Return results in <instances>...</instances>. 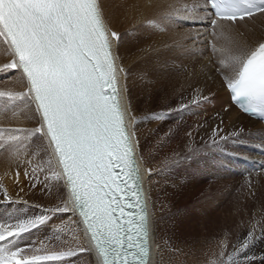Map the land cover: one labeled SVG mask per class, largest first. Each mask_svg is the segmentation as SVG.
<instances>
[{
    "label": "snow or ice",
    "instance_id": "snow-or-ice-1",
    "mask_svg": "<svg viewBox=\"0 0 264 264\" xmlns=\"http://www.w3.org/2000/svg\"><path fill=\"white\" fill-rule=\"evenodd\" d=\"M253 13H218L213 27ZM113 37L118 34L105 24L98 0H0V42L12 57L6 68L26 77V95L40 113L35 131L47 137L59 169L55 178L66 182L72 211L83 220L86 244L80 249L94 248L98 264H145L144 187L133 155L137 142L125 127L124 89L118 83L124 70ZM213 47L221 65L241 61L239 76L228 87L238 96L264 93V44L255 50L238 41ZM56 208L69 210L67 203ZM37 222L0 230V241ZM74 253L29 259L21 250L0 252V264L57 262Z\"/></svg>",
    "mask_w": 264,
    "mask_h": 264
},
{
    "label": "bare ground",
    "instance_id": "bare-ground-1",
    "mask_svg": "<svg viewBox=\"0 0 264 264\" xmlns=\"http://www.w3.org/2000/svg\"><path fill=\"white\" fill-rule=\"evenodd\" d=\"M99 3L105 24L111 31L118 34V39L116 40V37H113V40L116 41L114 51L121 67H123L120 57L122 51L133 50L134 44L136 43L135 46L138 45V40L141 42V46L142 43L145 44V48L147 47L146 44H149L147 37L137 38L136 33L143 30V27L129 33L131 41H127L125 36L123 39L121 38V28L135 27L147 21L154 14L167 15L170 25L178 28L186 24L195 25L197 32L200 33L201 40L211 39L218 50L222 44H230L233 41L247 44L249 50H255L260 44H264V13L237 20L235 23L222 20L217 23L215 28L211 29L212 16L206 0H99ZM210 29L215 33V37L209 35ZM256 35L258 36L253 39ZM143 58L148 63V68L143 72L140 71L139 76L136 78L138 82L136 87L141 88L145 93L142 96L137 94V101H134L133 94L127 87L129 72L125 68H123L124 73L121 74L119 83L120 88L124 89L121 100L126 107L125 121L130 134L137 142L135 145L136 155L140 162L143 187L147 193L145 211L150 234V254L147 264H178L179 261L171 254L170 249L165 253L161 252L153 213V190L155 187L162 190L164 186L160 187L157 184L163 185L165 183L159 177L167 175L172 167L177 166V162L173 164L165 163L160 167L158 163L152 162L150 164V161L144 160L141 155L143 136L146 139L149 138V142L153 143L151 152L153 151V157L155 158L159 155H166V149L164 150L163 146L175 138L174 134L170 137V132L163 137L159 135L164 120L160 113L158 94L163 88H166L164 86L166 78L164 80L162 77V72H165L166 67L163 60L154 63L151 54ZM11 62L10 49L6 44L0 42V92L7 94L0 96V207L3 206V203L14 201L20 204L28 200L44 206L37 205L40 212L37 211V213L40 216L48 217L51 221L53 219V245L58 248L62 247L64 252L76 249V253L62 260L63 264H98V255L94 248L86 246L84 250H81L79 247L86 244L83 233V220L78 212L72 211L73 204L68 198L70 190L66 182L55 178L59 169L55 158L51 156L48 139L42 132L35 131L40 127L37 122L40 113L36 110L35 101L26 95L28 92L26 77H22L18 69L6 68V65ZM228 63L225 64L224 68L222 67L225 74L219 83L205 85L204 82L201 83L200 81V85L206 93L205 96L207 98L211 97L215 101L212 108L220 106V104H217L219 96L216 92L220 89L221 99H223L222 104H226L225 107H227L229 114L223 115L220 113L216 115L214 112L211 117L205 118L199 124V130L195 131L199 138L194 143L212 142L213 145L221 143L225 146L229 143L238 142L242 146L251 148V153L239 154L240 158H243L241 159L243 163L240 164V170L247 172L252 167H264V125L260 121L243 114L232 104L228 84L238 78L241 61H238V66L232 72L228 70L230 68ZM225 79L228 81L225 82ZM21 137L24 138V144L21 145L19 154L12 145L14 139H20ZM4 138L10 139L11 142H8V146L3 140ZM2 145H5L6 148L4 149L6 150L1 151ZM65 203H67L69 210H58L56 208L57 206L65 207ZM10 206H14L13 202L10 203ZM8 207V204L4 206V208ZM4 208H0V211ZM200 220L201 228L198 239L196 238L197 264H235V260L246 255V251L242 254L234 253L235 250H238L239 242L244 239L243 237L237 236L234 241L235 244L232 246L230 244L239 227L238 216L226 214L224 218L222 217V220H219L218 227L213 226V231L210 234L206 233L205 214L202 212L200 213ZM0 225H4L1 215ZM27 234L33 236L31 231ZM219 235L220 239L217 240L216 237ZM11 238L8 237L4 241H9ZM34 238H37L36 235ZM176 238L182 244L185 243L184 239L179 238V236ZM171 247V251L176 248V246ZM227 249L232 251L233 255L226 253ZM200 256L203 259L200 260ZM245 264H264V260L249 258Z\"/></svg>",
    "mask_w": 264,
    "mask_h": 264
},
{
    "label": "rangeland",
    "instance_id": "rangeland-1",
    "mask_svg": "<svg viewBox=\"0 0 264 264\" xmlns=\"http://www.w3.org/2000/svg\"><path fill=\"white\" fill-rule=\"evenodd\" d=\"M139 27L144 29L136 33L137 38L147 37L149 42L146 44L147 47H144V43L141 46L138 40V45L135 46V43L133 50H124L120 54L122 66L129 72L127 87L133 94L134 101H137V94L142 96L145 93L136 87L138 85L136 78L140 71L148 68V63L143 57L151 54L154 63L163 60L166 68L165 72H162V77L164 80L166 78L164 81L166 88L158 94L160 113L164 120L159 135L163 137L168 132L171 133L170 137L175 135L174 139L163 146L166 155H159L156 158L153 157V151L151 152L153 143L143 136L141 155L144 160H149L150 164L158 163L160 167L170 159L178 160L177 166L172 167L167 175L159 177L165 183L157 185L164 186V190H159V187L153 190V213L161 252L165 253L170 249L171 254L179 261L178 264H197L196 238L198 239L201 228L200 213L205 214L207 234L212 233L213 226L218 227L219 220L228 214L239 217V227L230 243L231 246L235 244L237 236L244 238L239 242L238 250L234 249L236 251L234 253L242 254L246 251L243 259L235 260V264H245L249 258L264 260V167H252L247 172L240 170L243 158H240L239 154L252 152L251 148L242 146L241 143L234 142L225 146L221 143L213 145L212 142L194 143L199 138L195 131L199 130L198 126L205 118L211 117L214 112L216 115L229 114L226 104H222L220 89L216 90L219 96L217 104L220 106L212 108L215 101L211 97L204 99L206 93L200 85V81L205 85L219 83L225 74L222 69L225 65L216 60L212 40H201L195 25L186 24L180 26L181 28L170 25L168 16L163 14H154L135 27L121 28V38L125 36L127 41H131L129 33ZM211 29L210 33H213ZM238 61H230L228 70L234 71ZM230 79L232 80L231 77ZM227 81L225 79V82ZM21 138L13 141L12 146L17 153L24 144V138ZM3 140L7 146L11 142L9 138ZM4 148L5 145H2L1 151L6 150ZM12 202L13 207L10 206ZM12 202L3 203L0 207L9 205L0 211L4 223L3 226L0 225L3 227L1 230L20 223L39 222L9 241H0V252L21 250L29 259L32 254L64 252L62 247L53 245V219L51 221L37 213V205L44 206L29 200L20 204ZM30 231L33 233L32 237L27 234ZM35 235L37 238H34ZM177 236L184 239L185 243L182 244ZM216 239L219 240L220 235ZM170 245L176 248L171 251ZM226 253L233 255L228 249ZM201 257L200 260L203 259ZM42 264L63 262L45 261Z\"/></svg>",
    "mask_w": 264,
    "mask_h": 264
}]
</instances>
